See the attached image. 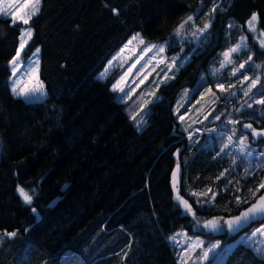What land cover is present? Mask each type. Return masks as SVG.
Listing matches in <instances>:
<instances>
[{
    "label": "trees",
    "instance_id": "obj_1",
    "mask_svg": "<svg viewBox=\"0 0 264 264\" xmlns=\"http://www.w3.org/2000/svg\"><path fill=\"white\" fill-rule=\"evenodd\" d=\"M213 6L217 10L210 17ZM253 13L264 31V0H41L23 54L40 46L47 95L31 100L15 96L10 85V61L22 40V24L13 25L10 16L0 14V233H25L47 256L75 250L85 232L119 229L126 234L118 251L128 248L129 264H179L170 236L182 228L235 241L264 222L263 215L231 233L197 227L203 218L220 217L227 224L264 194V189L257 191L264 162L246 169L232 161L221 148L223 134L193 141L175 112L180 92L192 86L190 93L196 94L203 71L219 63V51L240 35H247L248 46L238 53L239 60L250 54L264 64V48L247 28ZM192 14L201 16L200 24L212 20L210 38L157 89L159 98L139 129L112 87L119 66L106 77L99 73L134 32L146 41L171 40ZM175 47L170 44L168 52ZM224 75V82L233 80L228 69ZM250 114L246 120L264 129V115ZM254 143L261 150L264 137ZM177 164L180 195L195 215L175 199ZM18 186L33 196L31 204L23 202ZM16 253L1 255L0 264H12ZM213 264H264V256L238 241Z\"/></svg>",
    "mask_w": 264,
    "mask_h": 264
},
{
    "label": "rangeland",
    "instance_id": "obj_2",
    "mask_svg": "<svg viewBox=\"0 0 264 264\" xmlns=\"http://www.w3.org/2000/svg\"><path fill=\"white\" fill-rule=\"evenodd\" d=\"M0 2L5 6L9 3L13 4L14 7L11 11H15L16 7H18L20 3H23V0H0ZM40 8L41 3L39 5V9ZM0 14L5 15L3 13ZM5 16L11 17V14ZM192 16L194 17V21L185 25L180 35H176V29L188 17L187 16L176 27L171 40L166 39L158 42L146 41L140 31L134 32L126 42L111 55L105 67L99 73L100 76L106 77L114 67L119 66L120 73L112 84V87L116 89L118 99L126 102V110L139 129L143 128L149 119L148 112L152 102L159 98V95L157 97V89L163 83L175 77L178 69L189 60L191 53L205 45L210 38L209 31L202 34L196 31L197 28L203 26V23H199L201 16H196L195 14H192ZM21 24V36L27 43L21 51L19 58L20 66L17 69V75L15 77L11 75L10 85L12 88L14 81L18 80L21 81L22 84L31 87L38 80L43 84V94L41 95L38 93L35 96L24 98L28 100L43 98L47 95V88L40 77V46L36 47L28 56L23 54L30 40V38L25 35V31L30 28L33 34V28L30 22L28 25ZM256 28L257 31L251 33L259 42V33L263 30L259 28L258 22L256 23ZM193 33H195V35ZM242 36L247 37V35ZM242 36L240 35V37L235 42L229 44L226 49L219 51L221 54L219 63L211 64L208 69L203 71L202 76L199 77L202 85L200 87L198 86L199 89L196 94L194 93L192 95L190 93L192 86H186V88L180 92L176 100L175 112L178 119L183 116V120L180 119L181 126L188 138L193 141H198L200 136L205 134H216L214 139H217L218 136L223 134L225 143H221V148L223 149L224 155L226 153L232 161H238L237 164L241 162L246 169H252L263 164L264 161L261 160V157L264 156V145L263 148L259 150L258 145L254 143L258 137H253L251 131L244 128L243 125L252 124L258 131L261 130L252 120H246V118L252 115L250 113L255 114L257 117L262 114L264 115V105L254 102L259 99H264V64L260 61L252 60L245 65V68L240 69L233 75L234 69H238L239 65L248 59V57H244V60H239L240 56L238 54L240 52L243 53L247 48V37V46L242 47L239 52L233 53V62L231 64H226L223 68L221 67V62L224 60L222 54L229 48L240 43V38ZM134 37L137 38L133 39ZM21 41L20 38V44ZM129 41H131V43H129ZM20 44L18 49L20 48ZM170 44L176 46L172 53L168 52ZM160 46L165 47L163 53L159 52ZM37 49H39V52L36 51ZM187 49H189V51ZM249 56L251 55L249 54ZM37 61L39 62L38 67L36 65ZM10 65L11 69H13V65L11 63ZM257 65H259V67H257ZM226 69L229 71L228 78L233 79L230 82L223 81ZM211 76L214 79L217 76L218 80L211 81ZM245 76L249 77V79L245 80ZM257 77H259V82L256 87L252 88L248 96H245V92L248 91L251 80L257 79ZM205 81L207 83H204ZM220 84H223L225 89L228 90L227 95L224 91L220 90ZM121 89H123V91H121ZM222 94L224 98H222ZM248 104H252V107L249 108L247 106ZM242 113L245 114L244 118ZM217 116H219V119H216ZM229 121H239V123L233 124ZM221 127L224 129H221ZM245 135L248 139L241 144L240 141ZM230 136L232 137L231 141L228 139ZM225 145H227V147H225ZM256 201H254L250 207ZM263 215L264 213L256 214L251 219L262 217ZM251 219L247 221L242 220L239 225H233V228L229 229L228 225L224 222V218H203L197 227L211 231L212 233L221 231L231 233L234 229L237 230V228L247 224ZM213 220L218 221L215 228L205 227L208 221ZM262 226H264V222L255 224L250 229L241 232L235 241L223 240L220 239L219 236L206 238L200 233H191L183 228L172 234L170 238L175 247V253L179 264H213L217 261L221 262L228 251L238 241L245 242L254 249L257 247L264 249V236L258 233L255 237H251L252 232ZM125 234L124 231L119 229L104 232L101 235L85 232L76 240V242L80 241V244L75 250H70L68 253L61 250V252L57 251L54 254L50 253L45 256L46 253H40L41 249L38 246V248L35 247V244H32V240L25 233L21 232L17 233L15 237H8L3 235L2 232L0 233V256L11 253L13 250L17 251L12 264H34L36 262L37 264H88L94 258L92 264H129L130 258L127 257L128 248H126L125 251H118L123 244V237ZM172 237H175V240H173ZM249 237H251V239H249ZM197 242H199L200 246L192 248L191 245ZM214 245H218V247L213 248ZM205 250H209L207 259H200Z\"/></svg>",
    "mask_w": 264,
    "mask_h": 264
},
{
    "label": "snow or ice",
    "instance_id": "obj_3",
    "mask_svg": "<svg viewBox=\"0 0 264 264\" xmlns=\"http://www.w3.org/2000/svg\"><path fill=\"white\" fill-rule=\"evenodd\" d=\"M40 3H41V0H23V3H20L19 6L16 7L15 11H11L12 8L14 7L13 4L9 3L5 6V5H3L2 2H0V13H3L5 15L11 14V19H12L13 25H15L17 22H21L24 25H28L30 20L32 19V17L38 14V12L40 10L39 9ZM216 10H217V6H213L211 9V13H209V16L211 17V15L216 12ZM113 11H115V9H113ZM193 21H194V17L192 15H189L176 29V35H180V33L184 29L185 25H187V24H189V22H193ZM257 21H258L257 14L253 13L247 22L248 30L250 32H256L257 31V28H256ZM211 26H212V20L208 19L206 22L203 23V26L200 28H197L196 31H198L199 33L202 34V33L206 32ZM193 34L195 35V33H193ZM25 35L28 38H31L32 31L30 28L25 31ZM259 37H260L259 38V45L261 48H264V31H261L259 33ZM136 38L137 37H134L133 39H136ZM246 41H247V37L242 36L240 38V43L236 44L234 47L229 48L227 51H225L222 54L224 57L223 62H221L222 68L226 64H231L233 62L232 61L233 53H237L241 50L242 47H246L247 46ZM141 42H143V41H141ZM26 43H27V41L22 39L21 44H20V48L16 50V55L10 61V63L13 65L12 75L14 77L17 75V69L20 66L19 65V58L21 55V51L23 50ZM129 43H131V41H129ZM36 51L39 52V49H37ZM164 51H165V47L160 46L159 52L163 53ZM252 59H253L252 56H248V59L245 60L244 63H241L239 65L238 69H234L233 75H235V73L237 71H239L240 69L245 68V65H247L249 62H251ZM38 63L39 62L37 61L36 62L37 67H38ZM257 67H259V65H257ZM244 79L248 80L249 77L245 76ZM258 82H259V77H257V79L251 80L248 91L245 92V96H248L249 93H251L252 88L256 87ZM219 88L221 91H226L223 84H220ZM11 91L17 97L29 98V97L35 96L38 93L42 95L43 94V84H42V82H39L37 80L35 84H33L31 87H29L28 85L22 84L21 81L17 80V81H14V85H13ZM121 91H123V89H121ZM209 91H211V90H209ZM254 102L257 104H260V105H264V99H259V100H256ZM247 106L249 108H251L252 104H248ZM133 118H135V117H133ZM180 119L183 120V116H181ZM216 119H219V116H217ZM229 122L233 123V124L239 123V121H229ZM243 127L246 129H249L251 131V135L253 137H264V129H261L258 131L256 128L253 127L252 124H244ZM228 139H229V141H231L232 137L230 136V137H228ZM247 139H248V137L245 135L241 139L240 143L243 144L245 141H247ZM225 147H227V145H225ZM179 171H180V167H179V164H177L176 170L173 171V173H172V177H173L172 187H173L174 192L176 193L175 199L179 202V204L181 206H183V208L185 209L186 212L195 215L193 208H192V205L188 202V200L184 199L180 195V190L178 187ZM260 189H264V183H261L259 185V188L257 189V191H259ZM208 191L210 192L211 189H209ZM17 192L19 193V196L22 198V200L25 204H31L32 203L33 196L28 191H26L23 187L18 186ZM191 195H193V196L207 195V192L200 193V194L193 192ZM214 195L215 194H213V196ZM33 211H35V209H33ZM260 213H264V195L260 196L259 199L250 208H248L245 212H242L240 214V216H237L231 220H228V221H226V223L228 225V228L232 229L233 225H239L242 220L247 221V220L251 219L252 217H254L256 214H260ZM217 224H218V221H215V220L208 221L205 224V227L215 228L217 226ZM258 233L261 236H264V226L254 230L251 234V237H255ZM3 235L8 236V237H15L17 235V232L4 230ZM251 237H249V239H251ZM172 239L175 240V237H172ZM199 246H200L199 242L191 245L192 248L199 247ZM215 247H218V245L213 246V248H215ZM209 250H211V249H209ZM209 250L203 251L200 259H207ZM255 251L258 254L264 255V249L257 247V248H255Z\"/></svg>",
    "mask_w": 264,
    "mask_h": 264
}]
</instances>
